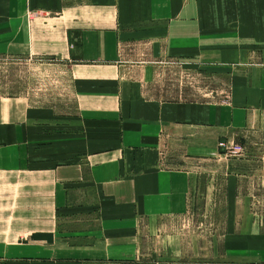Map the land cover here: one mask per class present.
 I'll return each mask as SVG.
<instances>
[{
  "label": "crops",
  "instance_id": "crops-1",
  "mask_svg": "<svg viewBox=\"0 0 264 264\" xmlns=\"http://www.w3.org/2000/svg\"><path fill=\"white\" fill-rule=\"evenodd\" d=\"M13 59L43 88L11 94ZM263 62L264 0H0V264H264ZM170 66L190 97L152 88ZM202 177L225 189L217 259L150 257Z\"/></svg>",
  "mask_w": 264,
  "mask_h": 264
},
{
  "label": "rangeland",
  "instance_id": "rangeland-1",
  "mask_svg": "<svg viewBox=\"0 0 264 264\" xmlns=\"http://www.w3.org/2000/svg\"><path fill=\"white\" fill-rule=\"evenodd\" d=\"M12 62V93L13 95L24 94L22 88L25 86L29 92H37L41 87L43 88V80L40 73L43 69L36 61H25V59H13ZM2 65H0L1 67ZM171 72L166 71V80H162L160 84L154 87H163L168 91L167 93L173 97L179 96V84L182 79L178 75L179 69L175 66H170ZM209 69L204 67L202 74L193 75L188 74V83H197L198 90L205 93L208 89L222 84L217 77H213ZM195 72V71H194ZM165 83V84H164ZM197 90V91H198ZM181 93L183 96L190 97L191 93ZM35 95V94H34ZM225 143V141H224ZM223 143V144H224ZM227 156H235L228 151H224ZM220 181L218 182V184ZM206 179L201 178V184L197 188V204H193V212L189 217L181 218L177 222L176 230L181 231H161L169 238L171 235L175 236L177 240V251H170L169 248L174 247L173 242L169 241L164 247V241H159L158 235H152L149 243H154L157 250L155 252H148L150 257L156 255L157 258L168 262H213L217 259L219 251L215 250L219 247L221 249V239L223 238L224 231V190L223 187L208 188L205 187ZM15 206L13 205V211ZM4 213V205L0 204V223H3L2 216ZM76 222V221H74ZM79 226L71 225V227H94L95 220L87 219L78 221ZM64 226L68 223L62 222ZM12 232V231H11ZM150 233L151 231H146ZM169 232V234H167ZM29 231H19L17 238L26 237ZM159 231H157V234ZM9 231H0V241L8 237ZM180 241V246H179ZM148 243V242H147ZM182 247V251L180 248Z\"/></svg>",
  "mask_w": 264,
  "mask_h": 264
},
{
  "label": "built area",
  "instance_id": "built-area-1",
  "mask_svg": "<svg viewBox=\"0 0 264 264\" xmlns=\"http://www.w3.org/2000/svg\"><path fill=\"white\" fill-rule=\"evenodd\" d=\"M220 145L224 146L225 151H228V152L232 153L235 156L239 155V154H241L243 152V147L241 145H238V144L230 143L229 145H226L225 143L221 144V142H220Z\"/></svg>",
  "mask_w": 264,
  "mask_h": 264
},
{
  "label": "trees",
  "instance_id": "trees-1",
  "mask_svg": "<svg viewBox=\"0 0 264 264\" xmlns=\"http://www.w3.org/2000/svg\"><path fill=\"white\" fill-rule=\"evenodd\" d=\"M38 236H42V234H34L33 237H38Z\"/></svg>",
  "mask_w": 264,
  "mask_h": 264
}]
</instances>
